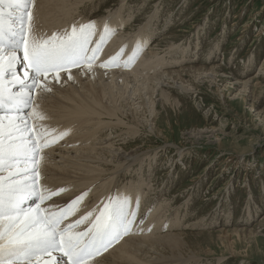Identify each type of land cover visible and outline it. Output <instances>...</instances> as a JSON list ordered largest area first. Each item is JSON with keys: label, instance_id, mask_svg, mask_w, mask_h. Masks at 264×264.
<instances>
[{"label": "rangeland", "instance_id": "1", "mask_svg": "<svg viewBox=\"0 0 264 264\" xmlns=\"http://www.w3.org/2000/svg\"><path fill=\"white\" fill-rule=\"evenodd\" d=\"M116 9L127 17L124 28L135 41L156 30L143 52L158 50V58L175 61L159 65L158 72L193 66L215 72L185 76L188 82L181 83L190 84V91L172 90L179 107L163 105L157 93L155 114L145 107L148 122L136 137L125 141L121 130L106 128L116 163L125 146L129 156L137 150L144 159L122 176L115 174L110 185L126 193L143 183L141 194L158 190L153 207L166 206L165 216L179 210V230L193 234L191 243L214 251L202 255V263H191L264 264V0H95L80 13L95 20ZM199 222L203 225L193 227ZM219 229L247 230L231 234L238 255L224 251Z\"/></svg>", "mask_w": 264, "mask_h": 264}, {"label": "bare ground", "instance_id": "2", "mask_svg": "<svg viewBox=\"0 0 264 264\" xmlns=\"http://www.w3.org/2000/svg\"><path fill=\"white\" fill-rule=\"evenodd\" d=\"M94 1L34 0L32 11L35 33L50 36L54 32H61L64 29L70 30L73 23H87L90 20L87 16L81 14L80 10L89 3H94ZM121 9H116V11L106 16L93 20L97 23V35L94 37V41L99 38L106 20L114 26L123 25V28L120 27L118 33L104 45L91 71H88L84 66L73 68L71 69L73 77L71 80L68 79V73L65 72L59 74V80L55 78L56 73H49L45 82L51 88V92L37 90L34 93L36 103L33 107L38 105L37 110L45 116L43 120L31 121L34 127L44 125L50 129L61 131L65 129L72 130L62 140L43 150V159L40 164V184L52 190L63 187L66 188V191L45 201L42 207L52 205L56 206L54 210L63 208L72 199L81 193L87 192L74 215L69 216L65 223L72 222L87 212L102 207L103 202L108 197L118 193L123 194L124 192L120 193L114 190V187L118 186L117 183L114 186L110 185L112 179H115L114 175L124 174L122 171L130 170L142 159L137 150L133 153L130 152L132 155L129 156L127 154L129 147L125 146L123 149L124 155L120 162L116 163L114 158L117 156L113 150L115 144L111 134L104 132L106 128L116 127L121 130L119 137H123L124 140L126 136L136 137L135 135H139L140 127L146 126L148 122L145 112H143L146 109L145 107H148L150 115L155 114L154 106L157 97L155 95L157 93L163 105L171 103L174 107H179L181 102L174 96L172 90L178 92L177 88H180L183 91H190L192 87L189 86L190 84L181 83L188 82L184 79L185 76L196 72L201 75L214 76V68L199 66L182 69L173 68L172 70L165 69L158 72L159 65L167 67L168 63L173 65L172 63H175V61H173L174 58L170 62L167 58L165 59L168 61L164 58H158L160 52L154 49H150L147 53L142 52L139 59L131 67H100L99 65L103 61L115 55L124 45L127 47L124 50L122 59L127 58L137 42L132 35L126 34L124 26L127 17L122 16ZM155 31L152 28L150 33H142L143 36L141 37L148 41L150 35ZM179 63L178 65H180ZM170 64L169 66H171ZM17 71L22 75L23 63L17 65ZM133 87H137L138 92L134 93L133 90L134 94L129 95L130 89H133ZM123 88L127 92L125 95L124 92L121 93ZM118 94L121 96L118 97ZM117 97L120 99L118 102ZM28 111L30 110H26V115ZM123 129L126 130V132L123 131L125 135L122 133ZM118 132L120 131L114 134L118 135ZM73 133L74 135L71 137ZM93 136H96V141L89 143ZM48 139H51V136ZM101 140L104 142H101ZM72 142L77 143L72 144ZM119 149H116V151ZM0 174L6 175L7 173ZM96 183H100V185L97 186ZM142 185L143 183H140L138 186H134L131 192L129 190L126 192L132 198V210L136 211L137 215L131 233L115 242L106 252L91 259L88 264H186L188 261L193 264L191 263L193 261L202 263V255L214 254L211 246L202 248L196 243V246H194L195 244L191 243L193 234H187L182 229V231L179 230V213L176 214L179 210L175 211V214L171 212L165 216L164 213L168 209L166 206L159 203L156 207H153V204H156L158 198H160V193H158V190L154 194L145 191L147 195L149 194L146 197V193L144 195L139 192L140 186L141 189L143 188ZM109 186L110 188L112 186V188L110 189ZM102 194L106 198H101ZM137 195L140 197L138 209L135 205ZM153 199H155L154 202ZM29 203H33V201ZM195 225H203V223L193 224V227ZM86 226V224L80 225L77 230H84ZM246 232L245 229H219L217 234L221 239L220 243L223 245L224 251L231 256H236L240 252L237 250L231 234L236 233L240 236ZM250 232L253 234L254 231L249 230ZM255 233H258V231ZM45 259L48 258H41V264Z\"/></svg>", "mask_w": 264, "mask_h": 264}, {"label": "snow or ice", "instance_id": "3", "mask_svg": "<svg viewBox=\"0 0 264 264\" xmlns=\"http://www.w3.org/2000/svg\"><path fill=\"white\" fill-rule=\"evenodd\" d=\"M34 0H0V264H88L102 250L132 231L136 211L130 194L108 197L102 207L65 223L74 215L87 192L63 208L45 201L66 191L40 184L43 150L72 130L34 127L45 119L33 105L34 93L51 92L45 82L49 73L61 72L73 79L72 68L92 70L104 45L123 25L105 21L99 38L97 23H73L53 34L35 33ZM146 41L138 37L132 52L122 59L126 45L99 66L131 67L142 54ZM22 54V55H21ZM23 63L22 75L17 65ZM26 110H30L27 112ZM51 136V139L48 137ZM35 198V199H34ZM140 197L135 205L139 208ZM33 201V203H29ZM84 230H77L80 225Z\"/></svg>", "mask_w": 264, "mask_h": 264}]
</instances>
